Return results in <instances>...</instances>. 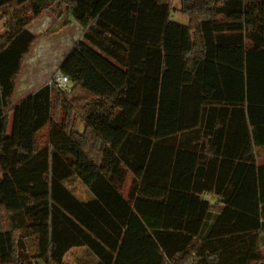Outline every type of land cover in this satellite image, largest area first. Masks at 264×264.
Segmentation results:
<instances>
[{"label":"trees","instance_id":"16d2710c","mask_svg":"<svg viewBox=\"0 0 264 264\" xmlns=\"http://www.w3.org/2000/svg\"><path fill=\"white\" fill-rule=\"evenodd\" d=\"M54 3L64 25L72 17L82 28L58 66L71 90H33L12 105L6 134L37 37L27 24ZM4 6L16 10L0 34V264H71L72 249L86 255L73 264H264V163L254 153L264 145V0H179L186 24L170 19L168 0ZM72 177L87 198L68 188Z\"/></svg>","mask_w":264,"mask_h":264},{"label":"rangeland","instance_id":"374dc122","mask_svg":"<svg viewBox=\"0 0 264 264\" xmlns=\"http://www.w3.org/2000/svg\"><path fill=\"white\" fill-rule=\"evenodd\" d=\"M170 4V19L181 24L189 23V17L181 13L179 11H174L176 7H179V0H168ZM13 9L16 8H6V6L0 8V34L4 33L7 30V23L10 20V16H12ZM66 19V13L64 10V6L61 4H52L50 8L44 10L39 16L35 17L27 24V28L34 35H37L35 41L30 46L28 52L24 55L21 67L15 77V87L13 91V95L10 99V107L8 112V128L7 133L10 134L11 124H12V112L11 107L17 104L24 95L31 93L36 89L37 85L40 84V79L44 77L46 74L50 77L57 69L59 65V61L65 56L66 52L69 48L74 44L77 36H80L82 29L77 27V24H73L72 26L66 27L63 30L64 21ZM66 25V24H65ZM68 38V40L66 39ZM67 41H66V40ZM46 52H48V59L45 60ZM43 53V55H42ZM47 58V55H46ZM39 60V61H38ZM38 61V62H37ZM37 73V77L35 75ZM30 79V85L34 88L31 90L27 86H25V82L27 79ZM49 79V78H48ZM47 84V80L43 83ZM42 84V85H43ZM31 87V86H30ZM39 87V86H38ZM52 94V102H53V115L56 119H61L64 115V108L62 107V101L64 97H62L56 89L53 88ZM77 97L79 95H84L81 90H76ZM72 99V102L76 105V99ZM69 99V98H68ZM70 100V101H71ZM161 97H159L158 105H157V113L161 110ZM78 115V109L76 106H73L71 111L70 118L76 121V127L78 130L82 129V124H80L78 118H75ZM159 114L157 115L156 120V130L159 135H161V129L159 128ZM90 136H86V147H89V151L91 154L97 156V146L94 144V140L91 141L90 144ZM47 142V128L44 127L36 134V148L43 147ZM254 153H256L257 157L260 161H264V147L255 148ZM131 176L127 175L125 182L122 186V193L124 195L127 194L128 187L130 184ZM68 188L81 199L87 198L90 194L85 188V186L76 178L72 177L67 180ZM0 222L3 225L7 224V215L3 208L0 207ZM28 251L30 253L35 249L32 245L33 242L31 239L26 240ZM86 255L82 249H72L70 250L64 260L70 262L71 264L77 262L78 259H85Z\"/></svg>","mask_w":264,"mask_h":264},{"label":"crops","instance_id":"0c3cea01","mask_svg":"<svg viewBox=\"0 0 264 264\" xmlns=\"http://www.w3.org/2000/svg\"><path fill=\"white\" fill-rule=\"evenodd\" d=\"M70 19V22L68 23V24H66V25H64L63 27V30H65V28L66 27H69V26H72L73 24H77V27H80L81 28V26L79 25V23H77L72 17H70L69 18ZM82 29V28H81ZM81 36H82V31H81V34H80V36H77V39L75 40V42L76 41H78V40H80L81 39ZM67 40H68V38H66ZM65 39V40H66ZM66 40V41H67ZM74 42V43H75ZM73 46V45H72ZM72 46L69 48V50L72 48ZM69 50L66 52V53H68L69 52ZM42 55H43V53H42ZM46 55H47V58H46ZM46 55H45V60H47L48 59V57H49V55H48V52H46ZM44 56V55H43ZM64 57V56H63ZM63 57H62V59H63ZM62 59L59 61V64H60V62L62 61ZM39 61V60H38ZM37 61V62H38ZM59 66V65H58ZM35 75H36V77H37V73H35ZM49 78V76H48V74H46L44 77H42L39 81H40V84H38L37 85V87H36V89L38 88V86H41L47 79ZM29 84V85H28ZM28 85V86H27ZM25 86H27L28 88H30L31 90H33L34 88L32 87V85H30V79L28 78L27 79V81L25 82ZM31 86V87H30ZM28 95V94H27ZM27 95H24L23 96V98L25 97V96H27ZM23 98H21V100L23 99ZM262 147H264V145H260V146H255L254 147V149L255 148H262ZM255 158H256V160H257V162L259 163V164H261V163H264V161H260L259 160V158L257 157V155H256V153H255ZM204 197H208L209 199H211L212 200V196L211 195H208V194H206Z\"/></svg>","mask_w":264,"mask_h":264},{"label":"built area","instance_id":"2783aa9c","mask_svg":"<svg viewBox=\"0 0 264 264\" xmlns=\"http://www.w3.org/2000/svg\"><path fill=\"white\" fill-rule=\"evenodd\" d=\"M47 84L55 87L58 90L69 92L71 90V83L67 75L62 73L57 69L50 77L47 79Z\"/></svg>","mask_w":264,"mask_h":264}]
</instances>
